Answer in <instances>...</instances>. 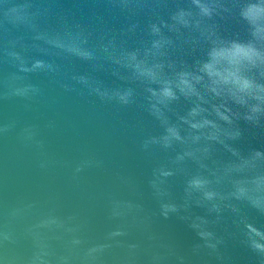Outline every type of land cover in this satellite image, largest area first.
<instances>
[{
  "label": "water",
  "instance_id": "obj_1",
  "mask_svg": "<svg viewBox=\"0 0 264 264\" xmlns=\"http://www.w3.org/2000/svg\"><path fill=\"white\" fill-rule=\"evenodd\" d=\"M241 2L204 17L193 0H0V264H264V200L233 195L264 189V114L228 101L208 139L182 119L194 98L152 107L129 58L171 75L213 38L248 40Z\"/></svg>",
  "mask_w": 264,
  "mask_h": 264
},
{
  "label": "clouds",
  "instance_id": "obj_2",
  "mask_svg": "<svg viewBox=\"0 0 264 264\" xmlns=\"http://www.w3.org/2000/svg\"><path fill=\"white\" fill-rule=\"evenodd\" d=\"M199 15L211 17L216 12L212 0H193ZM239 17L246 22L251 38L240 40L234 38L216 37L210 40L204 56L198 58L191 67L174 70L171 75H164V64H145L137 60L135 52L129 53L133 63L131 67L142 77L154 81L158 87L149 88L155 99L152 107L175 100L182 95L185 98H194L188 115L182 117L194 129H208V139H218V122L231 123L235 113L228 101L246 108L243 118L249 121H258L264 114V80H257L249 74V70L256 68L264 76V0H242L237 9ZM192 13L186 9H179L173 19L180 24H198V20L191 19ZM153 32H159V26H152ZM165 41L153 40L152 46L160 48ZM77 54L88 56L86 50L74 48ZM209 97L217 102L209 103ZM207 113V114H205ZM213 116L215 118H213ZM191 117V119H189ZM166 140L180 139L179 131L174 126L167 128ZM230 134H238L234 131ZM257 155H260L257 152ZM206 180L193 177L188 181L193 188H202ZM207 199H212L214 192L204 191ZM233 195L237 199L250 200L257 203L264 200V189L259 186L249 187L241 184L235 187ZM252 231L257 232L256 229ZM259 235V233L257 232ZM203 235V233H202ZM257 248H264V244L253 240Z\"/></svg>",
  "mask_w": 264,
  "mask_h": 264
}]
</instances>
